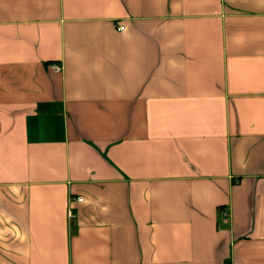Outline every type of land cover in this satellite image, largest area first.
Masks as SVG:
<instances>
[{"label":"crops","instance_id":"crops-1","mask_svg":"<svg viewBox=\"0 0 264 264\" xmlns=\"http://www.w3.org/2000/svg\"><path fill=\"white\" fill-rule=\"evenodd\" d=\"M0 264H264V0H0Z\"/></svg>","mask_w":264,"mask_h":264},{"label":"built area","instance_id":"built-area-1","mask_svg":"<svg viewBox=\"0 0 264 264\" xmlns=\"http://www.w3.org/2000/svg\"><path fill=\"white\" fill-rule=\"evenodd\" d=\"M121 29H123V26L121 27ZM52 69L56 70V71H60L62 69V67L60 65H52L51 66ZM79 201H82V198L78 199Z\"/></svg>","mask_w":264,"mask_h":264}]
</instances>
